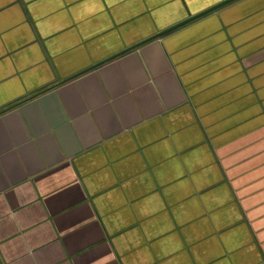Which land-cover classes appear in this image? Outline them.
Returning <instances> with one entry per match:
<instances>
[{
  "label": "crops",
  "instance_id": "crops-1",
  "mask_svg": "<svg viewBox=\"0 0 264 264\" xmlns=\"http://www.w3.org/2000/svg\"><path fill=\"white\" fill-rule=\"evenodd\" d=\"M220 1L0 0V264H264V0L152 37Z\"/></svg>",
  "mask_w": 264,
  "mask_h": 264
},
{
  "label": "water",
  "instance_id": "water-1",
  "mask_svg": "<svg viewBox=\"0 0 264 264\" xmlns=\"http://www.w3.org/2000/svg\"><path fill=\"white\" fill-rule=\"evenodd\" d=\"M232 1H234V0H222L219 3H216L215 5H212L211 7H208L207 9H204L203 11L186 18L183 21H181L179 23H176V24L168 27L167 29H164V30L160 31L159 33L153 35L152 37L161 36V35L169 32V31H171L173 29H176V28H178V27H180V26H182V25H184V24H186V23H188V22H190V21H192V20H194V19H196L198 17H201V16H203V15H205V14H207V13H209V12L219 8V7H222L223 5H226V4H228V3L232 2ZM152 37H150V38H152ZM142 42H144V41H141L140 43H142ZM140 43H137V44H140Z\"/></svg>",
  "mask_w": 264,
  "mask_h": 264
}]
</instances>
